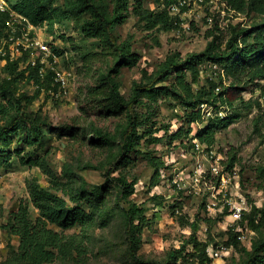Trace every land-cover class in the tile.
<instances>
[{"label":"rangeland","instance_id":"obj_1","mask_svg":"<svg viewBox=\"0 0 264 264\" xmlns=\"http://www.w3.org/2000/svg\"><path fill=\"white\" fill-rule=\"evenodd\" d=\"M4 1L7 10L4 20L9 13L17 19H25L29 36L47 41L56 57L53 62L55 67L69 73L68 83L64 87L57 84L53 89L51 83L48 90H41L28 105V109L40 112L50 121L48 126L42 128L40 142L34 145L13 142L9 146L12 151L10 159L0 161V261L7 256L9 245L16 248L19 243L18 236L8 234L4 228L9 213L17 209L19 201L24 200L28 205L29 217L34 219L38 214L29 199L25 184L31 177H36L43 186H51L65 198L68 205H76L69 194L76 187L89 190L94 184H105L106 189L100 192L103 197L101 201H104L100 215L103 216L106 210L111 217L106 220L97 217V221L95 219L87 230L80 225L64 230L50 225L65 235H78L83 245H86V252L81 258L73 253L72 257L57 256L44 264H166L168 251L177 248L188 236L193 221L198 224L197 237L205 240L209 233L212 238L210 243L218 246L224 245L229 231H234L232 227L242 228L241 223L235 222L232 227L223 223L226 199L241 195L252 206L264 208V80L249 81L238 70L231 76L219 66L205 64L198 80L191 82L193 91L207 84L206 79L209 78L217 83L220 90L230 85L237 88L241 99L227 108L217 99L204 102L209 110L212 109V116H204L203 110L198 107L201 114L198 122L189 120L182 96L178 99L162 96L153 103L136 104L138 113L148 116V119L140 123L138 130L141 132L150 127L157 129L155 134L162 137L161 142L136 146L135 150L129 152L127 162L114 165L116 144L101 145L90 140L93 128L113 134L117 124L124 118L122 113L107 106L104 95L107 87L103 86L100 79L101 74L113 63L109 50L113 46L105 38L86 37L82 28L89 15L69 14L66 0H47L44 3L36 0ZM138 1L127 0L123 21L116 23L113 29L116 43L127 42L130 50L138 55L134 65L120 67L116 76L119 91L124 97L130 95L132 82L140 80L143 75H151L166 55L176 51L182 58L190 52L201 51L209 39L206 30L215 20L223 35L227 36V25L243 29L262 18L252 12L225 11L218 15L217 9L221 11L223 1L217 0L214 1L215 6H212L214 13L195 6L185 10L181 20L172 17L173 25L169 30L147 28L145 22L138 19L132 10ZM106 2L110 9V0ZM140 2L143 7L153 11L167 9L162 0ZM209 14L211 21L208 19ZM6 34L5 27L0 37ZM41 55L35 49L19 66L23 67L28 59H40ZM5 60L0 58V77L5 75ZM46 71L52 72L44 66L42 73ZM172 73L169 72L162 84L174 82ZM186 80L190 82L189 74ZM17 87L28 95L36 92L34 83L21 82ZM208 122L212 123L214 141L205 150L213 153L205 161V166L208 168L209 162L214 163L216 159L218 170H221L225 179L222 186L221 174L217 176L207 171L206 179L218 189L215 190V198L210 196V190L189 192L192 187L176 190L171 182L173 173L193 163L196 153L191 138ZM63 124L72 125L75 129L63 132L59 128ZM19 157H41L43 167L21 164ZM149 159L160 162L157 170ZM65 167L71 172L65 173ZM108 169L110 175L124 174L129 180L136 179L130 200L146 209L145 220L141 222L142 228L138 231L140 244L137 250L145 262L136 261L128 252L122 219L114 203L115 187L110 182L105 183L104 174ZM200 188L203 189L201 185ZM211 199L216 204L209 209L207 204ZM178 201L181 202L177 205L179 212H175L173 204L176 206ZM77 205L90 212L91 202L79 199ZM122 205L127 207L125 202ZM243 231L247 238L240 243L250 248L256 233L253 232L249 238L248 231L245 228ZM239 259V251L232 247L230 253L222 258H212L210 264H234Z\"/></svg>","mask_w":264,"mask_h":264},{"label":"trees","instance_id":"obj_2","mask_svg":"<svg viewBox=\"0 0 264 264\" xmlns=\"http://www.w3.org/2000/svg\"><path fill=\"white\" fill-rule=\"evenodd\" d=\"M41 3L47 0H36ZM166 6L172 0H162ZM226 5L238 12H252L260 18L250 27L236 29L235 25H227L228 35H223L218 24L206 30L209 38L205 47L199 52H190L180 58L176 51L165 56L159 63L158 68L148 76L143 75L140 80L132 82L130 95L124 97L119 91V83L116 76L122 66H132L138 59L137 53L130 50L129 44L125 41L116 43V36L113 32L116 23L123 21L124 12L127 11V0H66L67 12L73 16L84 13L89 18L84 21L82 33L89 38H105L112 49L113 63L105 73L101 74L103 86L107 87L104 95L107 99V106L124 118L117 124L115 133L111 134L98 128L91 130L90 140L102 144H116L117 157L114 165H122L129 160V152L135 150L136 146L143 144L160 143L162 137L156 135L157 129L138 130L140 123L148 119L142 116L136 109V104L153 103L162 96L181 98L190 121L198 122L201 118L199 104L219 100L221 105L232 107L241 94L232 85L228 88L215 92L217 83L207 78V84L202 85L196 91L191 88V82H196L202 66L214 64L222 68L228 75L233 76L238 70L246 76L249 81L264 80V0H224ZM138 19L145 22L147 28H158L163 30L171 29L173 18L168 14L167 9L153 11L143 7L140 0L132 7ZM7 11L0 12V36L5 28V15ZM214 21V20H213ZM224 45V46H223ZM29 56L28 50H23L16 59H6L4 63V76L0 77V92L3 100L0 101V161H8L12 155L9 146L13 143L34 145L40 142L42 128L48 126L50 121L38 111L28 109L33 99L41 92L50 88L54 83L52 72L46 71L40 74L41 63L35 59L32 64L27 61L23 67L19 64ZM173 71L174 82L162 84V81ZM189 74L190 82L186 80ZM34 83L36 92L32 95L19 91L18 83ZM159 82L161 84H159ZM211 119V118H210ZM59 128L66 132L75 129L74 126L63 124ZM71 134V133H70ZM175 134V133H174ZM173 134V135H174ZM177 136V135H175ZM15 137V139H14ZM201 143L208 147L214 141L212 123L208 122L205 127L195 132ZM19 153L18 151H15ZM3 154V157H1ZM153 167L158 168L160 162L149 159ZM21 164L43 167L41 157H30L24 159L19 157ZM71 172L68 167L63 170ZM105 183L110 182L115 187L114 203L120 212L124 238L129 254L139 262L143 261L137 250L140 244L138 231L145 220V207L130 200L134 192L136 179H127L124 174L110 175V170L104 174ZM26 189L32 205L38 210L34 219L29 217V210L26 201L21 200L15 211L8 215V222L4 225L8 234L18 236L19 243L16 248L9 245L7 256L0 261V264H44L54 260L55 257L69 258L74 255L81 258L85 255L86 249L83 240L76 234H63L54 230L50 225L59 227L61 230L80 225L87 230L97 217L102 220L111 218L105 210L103 216L100 211L104 207L102 192L103 186L94 184L91 189L76 187L70 192V198L76 205H68L65 198L59 195L51 186L41 185L36 177L26 180ZM79 199L91 202L90 212L79 207ZM125 202L127 207L122 203ZM181 202L173 204V209ZM210 220L209 218L207 219ZM211 221V220H210ZM241 226H247L256 233L252 239L250 248L241 245L237 239V231H229L224 244L232 246L239 251L240 259L234 264H264V208L252 206L250 211L244 212ZM191 231L183 239L177 248H171L166 257V264H210L212 258L205 251V247L211 242V236L207 233L205 240L196 235L197 222L190 224ZM209 229V228H208ZM207 229V230H208Z\"/></svg>","mask_w":264,"mask_h":264},{"label":"built area","instance_id":"obj_3","mask_svg":"<svg viewBox=\"0 0 264 264\" xmlns=\"http://www.w3.org/2000/svg\"><path fill=\"white\" fill-rule=\"evenodd\" d=\"M214 1L217 0H172L167 5V11L168 14L172 17H178L180 20L183 18V14L186 12L185 10L191 9L192 7L199 6L203 7L204 10L210 11L214 13V8L212 6L214 5ZM223 1V8L221 11L217 9V13L219 15V12H233V13H239L236 10H233L229 8L225 1ZM6 10V3L4 0H0V12H4ZM8 17L5 20V27L7 34L0 37V58L3 59H16L18 56H20L21 52L23 50L29 51V56L33 54L34 50L41 52V58L39 59V62L41 63L39 72L40 74H43V68L48 67L52 70L53 80L55 83H57L60 87H64L68 83V73L65 72L63 69H58L55 67L54 63L56 61V57L53 51L50 50V47L45 40L37 39L33 36H29L27 30H26V24L25 19H17L16 17L12 16L11 13H9ZM177 18V19H178ZM178 19V20H179ZM209 21L212 20L211 14H209L208 17ZM49 59V62H48ZM52 59V61H51ZM33 64L35 60H29ZM45 62V63H44ZM44 64V65H43ZM211 66H216L214 64H210ZM220 90V87L217 86L215 88V91ZM199 108L203 110L204 116H212V109L209 110V106L206 103L199 104ZM227 108V107H226ZM191 142L193 144V151L196 153V156L194 158L193 163L190 166L183 167L181 171H178V173H173L171 182L174 185V188L177 189H185L187 187H192V189H189L190 191L199 192L200 190H210V196L212 198L216 197L215 190L216 186L206 179V173L207 171H210L212 174L220 176L221 170H218V164L217 160H214V163L209 162V167L207 168L205 166V161H208V158L212 156V151L208 150L209 153L205 150H207L208 146L204 143H201L196 137L191 138ZM205 145V146H204ZM190 169L186 171L188 168ZM161 171V169H159ZM184 178V179H183ZM186 178V179H185ZM223 183H225L224 176L221 174L220 176ZM221 185V183L219 182ZM200 185L203 187L200 188ZM172 202V201H170ZM226 213H224L223 217V223H225L228 226L232 227V224L235 222L239 223V221L242 218V215L244 212L250 211L252 205L248 203L246 197L241 195H236L234 198L226 199ZM216 204V201L210 200V203L207 204V207L210 209ZM224 208V207H222ZM175 212H179L178 207L174 208ZM221 211V209H220ZM248 231V234H250L249 238H251L253 234V230L248 229L247 226H243L240 229H237L232 227L234 231H237V239L240 242H244L245 238L247 236L243 233V229ZM232 250V246L227 245H214L212 243H208L205 247V251L207 254L210 255L211 258H222L226 254L230 253Z\"/></svg>","mask_w":264,"mask_h":264}]
</instances>
